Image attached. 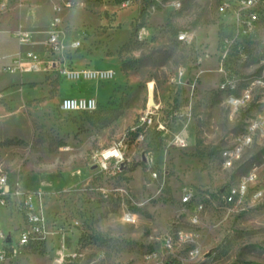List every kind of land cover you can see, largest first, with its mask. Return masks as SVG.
Wrapping results in <instances>:
<instances>
[{
	"label": "rangeland",
	"instance_id": "1",
	"mask_svg": "<svg viewBox=\"0 0 264 264\" xmlns=\"http://www.w3.org/2000/svg\"><path fill=\"white\" fill-rule=\"evenodd\" d=\"M237 1H5L0 31L30 33L31 47L50 59L45 41L57 14L64 47L54 69L0 70V175L39 193L46 229L3 264H54L58 251L63 264H264V214L233 208L221 194L239 169H223L220 151L255 109L229 115L220 69L248 77L264 61V8L252 31L240 34L231 12L219 10ZM76 70L111 76L71 81L66 74ZM62 88L93 98L95 108L62 110ZM146 112L152 123L142 125ZM178 135L183 147L174 143ZM114 145L121 169L101 171L97 154ZM256 152L248 149L245 165ZM52 181L61 189L35 190ZM185 192L189 203L181 202ZM24 227L22 213L0 206L2 234L15 241ZM180 230L190 241L166 250L163 239Z\"/></svg>",
	"mask_w": 264,
	"mask_h": 264
},
{
	"label": "built area",
	"instance_id": "2",
	"mask_svg": "<svg viewBox=\"0 0 264 264\" xmlns=\"http://www.w3.org/2000/svg\"><path fill=\"white\" fill-rule=\"evenodd\" d=\"M6 0L0 1V12L6 8ZM109 1V0H106ZM128 1H123L122 5L126 6ZM65 6L69 4L64 3ZM176 8L180 7L179 2H174ZM61 2L53 3V11L58 12L61 9ZM264 8V0H238L237 7L223 2L219 10L223 13L227 11L231 23L236 27L237 33L246 35L251 32L256 21L259 19V12ZM60 17L56 14L51 17L50 30L47 34L45 44L52 58L43 59L34 50H18L9 58V63L3 66L2 70L9 73H28L38 72L43 67L47 70L54 69L57 61L54 59L57 52H61L64 43L60 37ZM20 47L32 43L31 34L17 30L15 32ZM185 35H179V39H184ZM69 46L73 49L79 47V42L72 40ZM218 87L226 96V104L229 108V115L232 116L245 106H252L255 113L248 118L244 128L230 133L226 144L220 151V162L223 169L237 168L239 172L234 182L228 183L221 189L223 200L226 204L241 211H254L264 214V61H262L261 71L259 74L248 77H229L224 70ZM68 73L72 72H67ZM64 111L73 110H93L95 101L87 99H66L60 104ZM152 112H146L141 117L142 125L152 123ZM174 143L183 147L185 138L176 136ZM256 148L254 155L258 159L251 158L248 164L243 161L244 155L248 149ZM122 152L117 145L109 149L102 150L97 154L96 163L101 171L117 173L121 169ZM192 196L185 192L181 197L182 203H189ZM12 205L17 211L22 213L24 224L18 237L13 241L10 236L0 232V240L3 241V247L0 249V264H3L11 257L18 254V248L24 247L34 241L45 238V219L41 206V197L23 191L17 181L10 182L6 175H0V206ZM201 206L196 208L189 217L190 224L198 223V214ZM133 217L127 215V221ZM190 241V236L178 231L172 235H167L162 242L163 247L172 251L180 245ZM192 254H197L198 250L191 248ZM60 256L55 259L54 264H63L64 254L58 251Z\"/></svg>",
	"mask_w": 264,
	"mask_h": 264
},
{
	"label": "crops",
	"instance_id": "3",
	"mask_svg": "<svg viewBox=\"0 0 264 264\" xmlns=\"http://www.w3.org/2000/svg\"><path fill=\"white\" fill-rule=\"evenodd\" d=\"M21 30V29H20ZM24 31V30H23ZM0 70H2L3 66L7 65L9 63V58L10 56H12L14 53H16L18 50H26V49H31L34 50L31 45L29 44L27 46H22L20 47L17 41V38L15 36V32L13 33H9L6 30H2L0 31ZM33 43V41H32ZM36 52V51H35ZM83 81V80H82ZM83 83V82H82ZM77 93H71V91H67L64 88L61 89V98H67V97H74V98H80L78 97ZM53 174H41L38 175V179L40 178H47V177H52ZM14 182V180H13ZM52 182L50 183H39L38 189L35 190H41V191H53V190H58L61 189V187L59 188H54V185L52 184ZM23 191H28L25 189H22Z\"/></svg>",
	"mask_w": 264,
	"mask_h": 264
},
{
	"label": "bare ground",
	"instance_id": "4",
	"mask_svg": "<svg viewBox=\"0 0 264 264\" xmlns=\"http://www.w3.org/2000/svg\"><path fill=\"white\" fill-rule=\"evenodd\" d=\"M95 72H97L98 73V76L101 77V78H103L105 76H107V78H108V77L111 76V74L106 75L105 73L103 74V72H100L99 70H96ZM95 72H92V71H82V70L81 71H77L76 70V71H74L72 73H68V78H70L71 81L78 80L80 82V80L78 79L79 76H80V74L82 76H84L85 78H92V77H95L96 76V73ZM83 82H84V80H83ZM66 99H87V98H84V97H80V98L67 97V98H63L62 101L63 100H66ZM91 99H93V98H91Z\"/></svg>",
	"mask_w": 264,
	"mask_h": 264
}]
</instances>
